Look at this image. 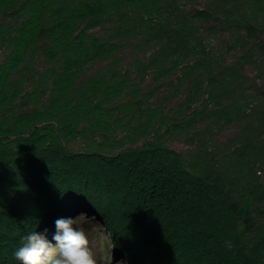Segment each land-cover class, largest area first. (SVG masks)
I'll list each match as a JSON object with an SVG mask.
<instances>
[{"label":"trees","instance_id":"16d2710c","mask_svg":"<svg viewBox=\"0 0 264 264\" xmlns=\"http://www.w3.org/2000/svg\"><path fill=\"white\" fill-rule=\"evenodd\" d=\"M205 6L0 0V264H22L14 251L28 233L47 229L51 242L58 218L85 213L103 222L127 264H264V0ZM209 23L241 51L233 65L213 58L201 37ZM134 38L135 49L158 46L135 63L143 74L180 69V83L194 86L181 105L193 115L173 128L190 130L206 116L211 132L246 123L226 153L200 144L190 157L149 140L167 122L153 94L120 71L118 54ZM99 62L109 65L88 76ZM253 64L261 86L249 84L241 104ZM78 140L83 152L70 147Z\"/></svg>","mask_w":264,"mask_h":264},{"label":"rangeland","instance_id":"374dc122","mask_svg":"<svg viewBox=\"0 0 264 264\" xmlns=\"http://www.w3.org/2000/svg\"><path fill=\"white\" fill-rule=\"evenodd\" d=\"M183 6L189 11L195 10H203L205 9V5L208 0H180ZM212 23L206 24L202 26L201 29V37L205 41L208 49L212 51L213 58L217 59L220 58L221 61L224 63L225 66L233 65L237 56L241 55V51L237 52V49L232 48L229 49L230 46H235L234 43H229V36L230 33H222L218 31H214L213 33L210 32L212 27ZM102 29L97 30L95 33L100 35ZM102 35V34H101ZM261 39H264V34L262 35ZM139 39H131L127 43L129 44L126 49L118 54L124 61L120 66V71L122 74L126 76L125 79L130 80V84L132 85H141V88L144 93L146 94H153L150 97V103L152 104L153 108H163V118L167 122L160 132L158 128L161 125L157 124L155 130L151 131V135L149 140H154L160 138L166 146L170 147L173 150H176L186 156L190 154V157H193V153L199 149L200 144L207 145V149L211 152H218L221 154L226 153V149L228 144L231 140L237 138L243 126L246 123L240 122H233L231 124L226 125L224 128L220 129V125H216L213 127L212 132L206 131L208 125L212 124L214 119L211 117H205L202 119L194 128L188 130L185 128H181L180 130H176L173 126L178 124V121H184L187 117L193 115V111L189 109H184L181 105L186 101L189 96L190 91L192 90L191 87H194L190 81H186L184 83H180V79L183 76V73L179 70L175 71L169 76L158 78V74L154 68H151L147 71L146 74H143L137 67V60L139 59H148L150 58L151 54L158 48L156 43L150 44L148 47H144L142 49H135L133 44L139 43ZM228 43V45H226ZM237 46V45H236ZM236 48H239L237 46ZM249 48H252L251 44ZM5 52H0V61L2 60ZM196 59V58H195ZM194 60V59H193ZM109 63H96L92 65L87 73L88 76L93 77L95 76L101 69L108 66ZM43 70L42 63L39 64V67ZM259 64L258 67L253 65H248L245 68L244 75L247 77L248 82L246 84V88L242 92H238L237 97L241 99V104L245 103L243 100L242 94L246 99L249 100V96H251V92L254 90H249V84L251 86L256 85L260 87L261 82L258 81L259 71ZM168 69V67H167ZM204 73V71H202ZM201 74V73H200ZM249 87V88H248ZM206 90H208L206 88ZM208 95H204V99H207ZM127 99L120 101L126 102ZM201 103L193 105V110H198L201 107ZM230 101L228 98H224L222 101V105H228ZM252 104V102H251ZM256 103H253L255 105ZM211 109H214L215 106L213 103L210 104ZM120 117L124 115L118 114ZM224 123V122H223ZM222 123V124H223ZM221 124V125H222ZM126 135V132L121 128L119 131V136L123 137ZM143 143V142H142ZM140 143V144H142ZM71 149L74 152H83L85 148V142L82 140H78L76 142L71 143ZM264 178V173H262ZM76 224L78 227L83 229L90 240V246L94 252V257L97 260V264H105L107 257L110 254H113L114 260L113 264H127L124 259L120 257H115L113 253V248L111 246V240L109 237V233L104 227L103 222L97 218L96 216H92L89 214H80L74 217ZM51 237V242L55 243V241Z\"/></svg>","mask_w":264,"mask_h":264},{"label":"clouds","instance_id":"9594fccd","mask_svg":"<svg viewBox=\"0 0 264 264\" xmlns=\"http://www.w3.org/2000/svg\"><path fill=\"white\" fill-rule=\"evenodd\" d=\"M55 226V243L47 239V229L44 233L30 232L14 251L15 259L22 264H97L89 237L74 218H58ZM227 247H232L231 242H227ZM113 260L110 254L105 264H113Z\"/></svg>","mask_w":264,"mask_h":264}]
</instances>
